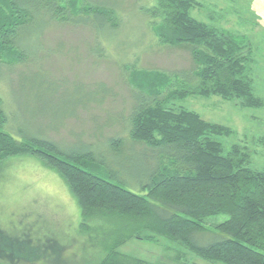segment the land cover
<instances>
[{"label": "rangeland", "instance_id": "1", "mask_svg": "<svg viewBox=\"0 0 264 264\" xmlns=\"http://www.w3.org/2000/svg\"><path fill=\"white\" fill-rule=\"evenodd\" d=\"M196 1L200 6L191 11L196 19L210 22L211 14H217L219 27L250 35L258 61L254 84L264 102V0ZM44 2L42 10L36 8L37 1L27 4L36 15L16 38L26 60L18 67L0 66L7 130L22 141H53L57 155L67 160L69 155H87L81 167L140 192L149 163L139 150L143 145L130 138L136 99L123 66L177 71L190 65L189 53L163 47L150 29L152 18L145 8L156 0ZM49 8L56 12L55 21ZM110 9L117 26L99 13ZM181 105L207 121L231 127L234 134L223 138L225 151L233 144L245 146L251 153L250 166L264 169V105L241 107L219 96H190ZM116 139L123 140L118 149L112 145ZM227 218H208V231L195 233V241L206 245L226 237L214 225ZM81 223L80 207L65 181L39 159L18 155L0 165V229L40 245L38 261L27 264H97L103 233L83 231ZM119 249L151 262L214 264L165 238L132 239ZM178 252L185 258L178 259Z\"/></svg>", "mask_w": 264, "mask_h": 264}, {"label": "trees", "instance_id": "2", "mask_svg": "<svg viewBox=\"0 0 264 264\" xmlns=\"http://www.w3.org/2000/svg\"><path fill=\"white\" fill-rule=\"evenodd\" d=\"M36 1V8L44 9L47 0H0L2 68L18 67L26 60L16 38L34 20L35 10L27 4ZM199 6L196 0H156L145 8L152 18L150 29L163 47L187 50L188 67L163 72L123 66L136 99L130 138L143 145L139 150L149 163L140 192L81 167L87 155L73 154L67 160L57 155V144L51 140L31 143L14 137L7 130L9 116L0 98V165L27 154L60 175L80 207L81 229L103 233L97 264H166L119 249L132 239L159 238L214 264H264V169L250 166L251 153L245 146L233 144L225 151L223 138L234 134L231 127L207 121L181 105L190 96H219L241 107H262L254 84L256 46L250 35L219 27L217 14H211L210 22L193 17L192 9ZM50 10L55 21L56 12ZM99 13L117 26L114 10ZM122 143L116 139L112 145L118 149ZM220 215L228 218L214 227L227 236L197 243L193 235L208 231L204 222ZM39 249L31 239L18 240L0 229V264L36 262ZM182 257L178 252L177 258Z\"/></svg>", "mask_w": 264, "mask_h": 264}, {"label": "crops", "instance_id": "3", "mask_svg": "<svg viewBox=\"0 0 264 264\" xmlns=\"http://www.w3.org/2000/svg\"><path fill=\"white\" fill-rule=\"evenodd\" d=\"M254 41H256V39H254ZM256 67H258V66H256ZM256 69V68H255Z\"/></svg>", "mask_w": 264, "mask_h": 264}]
</instances>
